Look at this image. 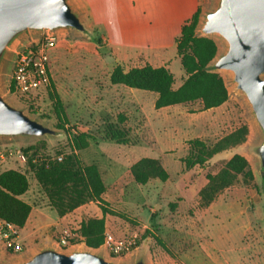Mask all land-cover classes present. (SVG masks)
I'll return each mask as SVG.
<instances>
[{"label":"rangeland","instance_id":"rangeland-1","mask_svg":"<svg viewBox=\"0 0 264 264\" xmlns=\"http://www.w3.org/2000/svg\"><path fill=\"white\" fill-rule=\"evenodd\" d=\"M72 2L80 10L88 33L55 34L57 44L50 53L49 64L51 84L69 121L67 131L55 125L49 87L34 92L31 101H22L19 94L8 91L15 52L34 41L36 35L21 40L3 68L6 96L60 134L0 138V149L17 146L26 155L25 162L0 160V172L12 168L25 173L29 187L20 197L31 205L25 230L17 229L21 250H8L0 239V264L26 256L45 242L64 249L85 247L77 228L82 219L101 216L98 204L86 202L79 205L80 209L57 215L28 161V157L33 162L60 161L71 151L70 132L74 129L92 136L86 148L75 152L84 164L98 165L106 183L104 199L110 208L134 219L128 222L106 214V230L117 238L129 234L138 238V247L127 255L115 256L103 247L95 250L122 262L145 251L148 264H264V176L260 175L251 150L258 134L244 97L232 88L229 73L219 72L227 86L228 99L206 110H200L198 101L157 109L155 92L109 81V73L117 64L129 68L149 63L169 66L175 88L186 76L175 53L174 40L180 26L199 9L197 31L202 15L214 7L215 0ZM211 37L218 45V54L223 44L216 36ZM111 85L134 93L115 91ZM242 125L248 128L243 142L212 155L203 166L185 168L182 159L189 152V140L199 138L211 145ZM111 129L121 133L119 141L106 135ZM236 153L247 159L253 178L238 175L209 205L201 206L199 190L207 182L206 174H215ZM144 157L158 159L167 170L168 179L151 177L144 184L136 182L130 168ZM63 230L69 233L67 245L59 243Z\"/></svg>","mask_w":264,"mask_h":264},{"label":"trees","instance_id":"trees-1","mask_svg":"<svg viewBox=\"0 0 264 264\" xmlns=\"http://www.w3.org/2000/svg\"><path fill=\"white\" fill-rule=\"evenodd\" d=\"M199 18L200 10L196 9L189 20L182 24L176 39V52L186 75L178 87H173L174 77L166 66H153L149 63L128 69L117 64L109 74V81L113 84L155 92L157 96L154 107L157 109L196 101L200 103V110L223 104L229 96L225 81L221 74L210 71L207 67L218 52V45L212 37L197 34ZM46 87H49L48 95L52 100V109L57 120L55 125L67 131L69 121L63 102L50 80L47 85L33 92L19 94L18 98L22 101L24 99L31 101L34 92ZM23 105L27 106L25 103ZM247 133V126L242 125L211 145L199 138L189 140V152L182 159L185 168L203 166L212 155L243 142ZM106 135L117 141L121 139V133L117 129H111ZM91 137L85 131L74 129L70 132L71 151L60 161L53 159L47 163L33 162L31 157H28V161L33 167L38 184L57 215L63 216L86 202L92 201L98 204L101 216L84 218L77 228L85 246L98 249L104 242L106 214L115 215L128 222H134V219L122 211L110 208L109 202L103 197L106 186L98 166L95 163L84 164L75 152L86 148ZM24 151L27 153L25 149ZM130 172L134 180L141 184L146 183L151 177L161 181L169 177L167 170L155 158H141L132 164ZM238 175L253 178L247 159L236 153L226 160L215 174H206L207 182L199 190V204L209 205L217 193L231 185ZM28 187L29 181L25 173L12 168L0 172V220L11 223L18 229L25 225L31 205L20 196Z\"/></svg>","mask_w":264,"mask_h":264},{"label":"water","instance_id":"water-1","mask_svg":"<svg viewBox=\"0 0 264 264\" xmlns=\"http://www.w3.org/2000/svg\"><path fill=\"white\" fill-rule=\"evenodd\" d=\"M88 33L80 10L72 0H0V138L52 137L60 131L27 113L25 107L6 96L3 68L18 43L30 35L59 32ZM216 36L223 44L208 69L230 75L235 92L241 94L258 134L251 150L264 176V0H215L202 15L196 31ZM264 179V177H263ZM4 264H148L140 251L130 261H116L90 247L64 249L45 242L26 256Z\"/></svg>","mask_w":264,"mask_h":264},{"label":"built area","instance_id":"built-area-1","mask_svg":"<svg viewBox=\"0 0 264 264\" xmlns=\"http://www.w3.org/2000/svg\"><path fill=\"white\" fill-rule=\"evenodd\" d=\"M57 44L55 34H42L34 41L22 45L15 52L13 68L8 82V91L14 94H28L49 83L50 53ZM13 158L25 162L26 155L20 147L3 146L0 149V160ZM17 227L0 220V239L6 248L20 251L22 246L17 239ZM68 230H63L59 239L61 245H67ZM109 253L122 256L132 253L138 247L136 234L117 238L109 231L104 233L102 244Z\"/></svg>","mask_w":264,"mask_h":264},{"label":"crops","instance_id":"crops-1","mask_svg":"<svg viewBox=\"0 0 264 264\" xmlns=\"http://www.w3.org/2000/svg\"><path fill=\"white\" fill-rule=\"evenodd\" d=\"M182 26V25H181ZM181 26H180V29H181ZM180 32V31H179ZM180 34V33H179ZM179 34L177 35V37L179 36ZM177 39V38H176ZM176 39L174 40V43H175V47H176ZM175 53H177L176 51H175ZM176 61H180V58H177L176 59ZM164 62V61H163ZM141 66V65H140ZM160 66V65H159ZM166 66V65H165ZM133 67V66H132ZM167 67V66H166ZM168 68H170L169 66H168ZM126 69H128V68H126ZM112 70V69H111ZM111 72V71H110ZM110 74V73H109ZM181 83H178L177 85H176V87H178L179 85H180ZM175 87V88H176ZM111 88L113 89V90H115V91H120V90H123V88H119V87H117V86H113V85H111ZM123 91H125V90H123ZM125 92H127V93H134V92H132L131 90H127V91H125ZM156 98V97H155ZM166 107V106H165ZM161 108H164V107H161ZM98 166V165H97ZM99 168V167H98ZM100 170V169H99ZM101 173V172H100ZM101 176H102V174H101ZM102 179H103V176H102ZM103 181H104V179H103ZM104 184H105V186H106V183L104 182ZM78 209H80V206L79 207H77ZM27 222V221H26ZM26 224V223H25ZM25 226L26 225H24L21 229H19V232H22L23 230H25ZM106 231H108V230H106ZM19 240V239H18ZM101 247H103V246H101Z\"/></svg>","mask_w":264,"mask_h":264}]
</instances>
